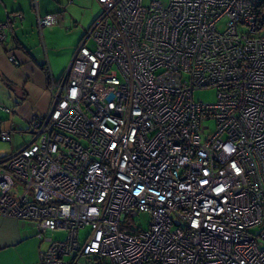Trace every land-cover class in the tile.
<instances>
[{
  "label": "built area",
  "instance_id": "obj_1",
  "mask_svg": "<svg viewBox=\"0 0 264 264\" xmlns=\"http://www.w3.org/2000/svg\"><path fill=\"white\" fill-rule=\"evenodd\" d=\"M95 1L48 112L0 160V215L35 224L40 264H264V0Z\"/></svg>",
  "mask_w": 264,
  "mask_h": 264
},
{
  "label": "crops",
  "instance_id": "obj_2",
  "mask_svg": "<svg viewBox=\"0 0 264 264\" xmlns=\"http://www.w3.org/2000/svg\"><path fill=\"white\" fill-rule=\"evenodd\" d=\"M74 1L78 5L95 7L94 0ZM36 2L35 9L32 0H0V23L10 21L6 41L0 45V127L10 135L7 144L11 148L0 160L26 143L30 120L42 118L48 112L49 80L62 76L84 32V28L73 31L67 48L53 50L49 38L59 32V27L39 31L37 16L57 15L61 21L64 7L59 5L60 0ZM99 15L92 17L87 29ZM28 30L32 34L36 31L34 42L28 41ZM10 56L18 66L9 62ZM46 245L38 239L33 222L0 215V264H40V255L48 248Z\"/></svg>",
  "mask_w": 264,
  "mask_h": 264
},
{
  "label": "rangeland",
  "instance_id": "obj_3",
  "mask_svg": "<svg viewBox=\"0 0 264 264\" xmlns=\"http://www.w3.org/2000/svg\"><path fill=\"white\" fill-rule=\"evenodd\" d=\"M95 1V0H94ZM151 2V0H143V4L145 6H148L149 3ZM49 4L51 5V3L49 2ZM62 4V7H64V13H62V19L59 22V24H57L55 27H59V32L54 33L49 40H51L52 45H53V50H58V49H62L64 50L65 48L68 47V44L71 43V39H70V33H72L73 31L77 30V31H81V28H85L87 29V27L89 26V24L91 23L92 17L95 16L96 14H100L101 13V8L100 6L97 4V2L95 1V7L91 8L90 5H78L74 0H71V2L67 3L66 0H60V4ZM56 5V4H55ZM43 17V16H41ZM76 24V25H75ZM36 31L33 32V34L31 33V30L27 32V38L28 41L34 42L35 38L37 36H35ZM87 46H89L91 48V45L88 44ZM39 49V48H38ZM193 99L196 102H203L205 104H213L216 101V91L214 89L211 90H204V91H198L195 92L193 94ZM209 125L210 129L213 128V124H207ZM27 141L29 140L28 137ZM9 151H11L10 146L7 143H2L0 142V156L5 155L6 153H9ZM138 221L140 222V225L142 227V229H144L146 227V223H147V218L146 217H140L138 219ZM89 232V230L83 229L80 231V238L82 239L84 235H86ZM66 234L63 232L60 233H54L53 234V239L56 241H63L66 237ZM47 245L48 243L45 242ZM46 245V246H47Z\"/></svg>",
  "mask_w": 264,
  "mask_h": 264
},
{
  "label": "trees",
  "instance_id": "obj_4",
  "mask_svg": "<svg viewBox=\"0 0 264 264\" xmlns=\"http://www.w3.org/2000/svg\"><path fill=\"white\" fill-rule=\"evenodd\" d=\"M261 5L264 7V1H263V3H261ZM258 14H259V13H258ZM94 21H95V20H94ZM92 24H93V23H92ZM92 24H91V25H92ZM91 25H90V26H91ZM89 28H90V27H89ZM89 28H88V29H89ZM88 29H87V30H88ZM87 30H86V31H87ZM84 34H85V31L83 32V36H84ZM83 36L81 37V39L83 38Z\"/></svg>",
  "mask_w": 264,
  "mask_h": 264
}]
</instances>
